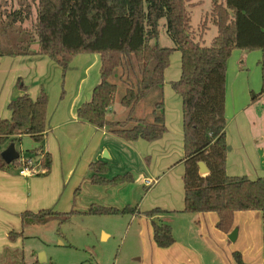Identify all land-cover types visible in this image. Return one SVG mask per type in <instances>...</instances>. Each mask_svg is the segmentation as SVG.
<instances>
[{
  "label": "trees",
  "instance_id": "16d2710c",
  "mask_svg": "<svg viewBox=\"0 0 264 264\" xmlns=\"http://www.w3.org/2000/svg\"><path fill=\"white\" fill-rule=\"evenodd\" d=\"M211 9L201 22L200 33L191 30L189 0H17L18 9L9 12L0 7V57L40 55L50 58L63 71L77 55L95 54L100 57V80L92 89L91 99L77 108V118L84 124L103 130L119 140L151 143L166 132L164 125V70L169 66L173 51L181 55L179 80L171 89L180 97L183 132V195L182 213H216L215 228L227 235L232 230L234 214L254 211L262 215L264 246V178L225 174L228 145L225 141V81L226 65L231 52L262 53L259 67L261 85L255 102L264 94V0H210ZM5 5V3L3 4ZM166 21V32L173 47L158 43L159 25ZM216 35L209 45L201 44L208 20ZM32 23L31 30L23 28ZM199 37V38H198ZM117 74V75H116ZM117 76L124 95L119 107L126 110L121 121H109L107 115L114 105ZM17 94L8 104L9 119L0 120V153L3 146L28 137L38 147L28 151L27 158L37 160L46 176L51 170L49 154L42 153L41 143L46 133L48 97L40 92L31 99L25 93L21 79L15 84ZM157 92V102L148 117L137 116L139 105ZM21 157V155L19 156ZM203 163L207 175L199 174ZM19 171V159L11 165L0 157V170ZM89 183L98 187H121L134 183L131 173L104 179L108 166L104 162L89 165ZM161 210L139 212L129 205L123 208L90 205L80 213L71 208L61 213L42 210L24 212L21 231L9 233L11 240L23 236V231L36 225L69 223L73 216H123L150 220L152 240L156 248L167 249L175 241L173 231L154 218ZM236 263L242 264L239 256Z\"/></svg>",
  "mask_w": 264,
  "mask_h": 264
},
{
  "label": "crops",
  "instance_id": "0c3cea01",
  "mask_svg": "<svg viewBox=\"0 0 264 264\" xmlns=\"http://www.w3.org/2000/svg\"><path fill=\"white\" fill-rule=\"evenodd\" d=\"M231 53L225 81V141L228 145L225 174L246 176L251 180L263 179L264 94L251 102V95L258 94L261 89L259 62L262 53L243 50ZM180 64V53L173 51L169 66L163 72L166 132L155 142L148 143L141 139L135 142L119 140L105 129L100 130L78 120L77 108L91 99V91L100 80L98 55H77L65 71L46 56L0 57V120L11 116L7 107L19 94L15 89L18 79L22 80L25 93L31 99L38 98L40 92L45 93L48 97L47 130L41 146L42 153L49 154L52 160L51 170L46 176H22L11 167L0 170V264H18L23 236L11 240L8 234L21 231L22 213L35 214L42 210L66 213L73 207L83 213L90 205L105 207L108 205L106 202L115 199L125 202L121 208L129 205L140 213L161 210L162 214L153 219L156 223L160 220L172 226V218L192 216L189 225L198 231L201 240L212 235L217 242L224 244L230 232L237 229V248H241L244 254H262L263 262L261 259L260 264H264L260 212L235 213L232 230L227 235L215 228L218 217L214 212L182 213V107L180 97L171 89L172 82L181 76ZM155 95L158 96V93L155 92ZM112 107L107 119L123 120L126 113ZM143 108L144 105H139L137 116L146 118L149 114ZM20 142L14 144L17 150ZM33 143L29 139L31 150L38 147ZM7 145L3 146V150ZM104 156L108 159L103 160ZM92 162L107 164L104 179L131 173L134 183L121 187L93 186L88 180ZM145 180L153 181L152 185L147 187ZM141 218L150 223L146 217ZM108 237L103 234V240ZM183 248L185 252L188 250L185 246ZM177 258L174 260L182 261L184 257L179 255Z\"/></svg>",
  "mask_w": 264,
  "mask_h": 264
},
{
  "label": "rangeland",
  "instance_id": "374dc122",
  "mask_svg": "<svg viewBox=\"0 0 264 264\" xmlns=\"http://www.w3.org/2000/svg\"><path fill=\"white\" fill-rule=\"evenodd\" d=\"M27 2L32 3L30 0ZM189 2L197 4L190 6L188 11L191 30L195 36H198L201 22L211 9V1L189 0ZM0 7L9 12L19 8L17 0H0ZM207 24L208 27L201 42L206 47L216 34L211 20ZM32 27V23L29 22L23 25V28L28 31ZM158 38L161 47H173L166 32L164 19L159 25ZM117 80V76L111 79V82L118 87L112 108L121 109L125 114L126 110L119 107V101L125 91ZM157 98L156 95L150 96L143 102L146 114L154 109ZM17 147L21 157L27 158L28 151H31L29 139L22 137ZM122 202L115 199V201L106 202L108 205L105 206L121 208L125 203ZM184 217L186 218L170 220L172 226L168 225L173 231L175 243L172 248L167 249L156 248L154 245L150 223L143 218L138 219L129 215H78L73 216L69 223L63 225L55 221L46 225H36L23 232L18 264H237L236 255L239 256L242 264H260L261 259L263 262L262 254L252 252L244 254L241 248H237L236 241L226 240L222 244L212 235H207L206 239L201 240L198 231L193 225H189L192 216ZM185 223L188 224L185 225ZM103 234L109 237L103 240ZM183 246L188 248L186 252ZM41 254L45 260L39 263ZM179 255H183L182 261H177ZM175 258H177L176 261Z\"/></svg>",
  "mask_w": 264,
  "mask_h": 264
},
{
  "label": "water",
  "instance_id": "95a60500",
  "mask_svg": "<svg viewBox=\"0 0 264 264\" xmlns=\"http://www.w3.org/2000/svg\"><path fill=\"white\" fill-rule=\"evenodd\" d=\"M6 147H7L6 149L1 151L0 157L5 164L11 165L12 163L16 162V160L19 158V151L16 149V147H14L13 143L8 144ZM102 158L103 160L108 159V157L105 156ZM198 167H199V174L201 176L207 175L208 170L203 163H199ZM236 235H237V229H234L232 232H230L228 236V240L235 241ZM43 258L44 257L41 254L38 262L41 263L44 260Z\"/></svg>",
  "mask_w": 264,
  "mask_h": 264
},
{
  "label": "built area",
  "instance_id": "2783aa9c",
  "mask_svg": "<svg viewBox=\"0 0 264 264\" xmlns=\"http://www.w3.org/2000/svg\"><path fill=\"white\" fill-rule=\"evenodd\" d=\"M18 159H19V163L22 165V168L18 171L20 175L34 177V176H41L45 173V170L41 167L38 160L35 163H33L28 158L19 157ZM152 183L153 181L145 180V185L147 187L151 186Z\"/></svg>",
  "mask_w": 264,
  "mask_h": 264
}]
</instances>
